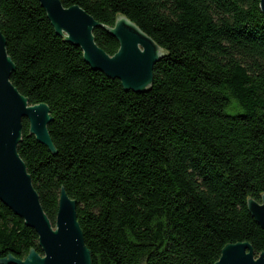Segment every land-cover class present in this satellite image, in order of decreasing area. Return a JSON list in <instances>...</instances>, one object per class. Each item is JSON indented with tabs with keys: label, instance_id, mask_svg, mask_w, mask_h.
Here are the masks:
<instances>
[{
	"label": "trees",
	"instance_id": "1",
	"mask_svg": "<svg viewBox=\"0 0 264 264\" xmlns=\"http://www.w3.org/2000/svg\"><path fill=\"white\" fill-rule=\"evenodd\" d=\"M105 27L122 15L164 50L151 87L125 91L56 35L37 0H0V31L31 104L49 107L54 151L22 121L17 152L55 225L60 193L92 264H215L227 244L264 252L247 198L264 194V13L260 0H59ZM107 54L105 28L93 32ZM42 255L0 201V259Z\"/></svg>",
	"mask_w": 264,
	"mask_h": 264
},
{
	"label": "water",
	"instance_id": "2",
	"mask_svg": "<svg viewBox=\"0 0 264 264\" xmlns=\"http://www.w3.org/2000/svg\"><path fill=\"white\" fill-rule=\"evenodd\" d=\"M56 35L79 47L92 70L120 81L125 91L143 93L153 82L155 64L164 50L125 16H117L114 26L105 27L78 5L63 6L59 0H37ZM264 13V0H260ZM96 28H105L118 42L113 55L100 48L94 37ZM15 66L7 54L0 31V201L38 235L43 254L32 250L24 259L13 256L0 264H92L91 252L84 242L76 216V202L64 190L60 193L55 225L46 217L31 176L17 152L23 119L29 132L54 151L47 130L51 120L44 103L31 104L10 80ZM246 206L255 222L264 230V194L259 200L247 198ZM215 264H264V252L255 255L248 242L225 245Z\"/></svg>",
	"mask_w": 264,
	"mask_h": 264
}]
</instances>
